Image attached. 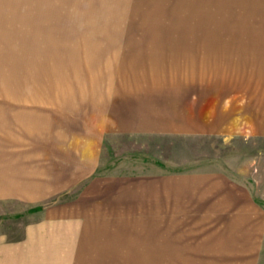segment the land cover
Here are the masks:
<instances>
[{"label": "rangeland", "instance_id": "1", "mask_svg": "<svg viewBox=\"0 0 264 264\" xmlns=\"http://www.w3.org/2000/svg\"><path fill=\"white\" fill-rule=\"evenodd\" d=\"M176 2L0 0V264L29 228L124 213L175 217L198 247L233 216L215 198L235 190L262 219L264 264V0L202 6L191 25L221 54L208 64L187 26H170ZM162 186L182 189L158 203ZM145 241L120 260L155 264L136 255L156 251Z\"/></svg>", "mask_w": 264, "mask_h": 264}, {"label": "crops", "instance_id": "2", "mask_svg": "<svg viewBox=\"0 0 264 264\" xmlns=\"http://www.w3.org/2000/svg\"><path fill=\"white\" fill-rule=\"evenodd\" d=\"M185 1L184 3H182L183 1L181 3L176 2L175 6H173L171 12L173 21L170 22V26L174 28L179 26L180 28L186 25V28H180L178 31L192 33L194 37H191L190 41L201 42L198 45L194 44V46L187 47L202 50L201 52L204 56L202 61L208 64V60L213 59L217 53L219 55L217 57L221 55L219 50L216 52L218 46L212 49L208 46V42L211 41L210 39L214 35L210 32L202 35V31L197 29L198 25L195 28L191 24L192 20L194 24L205 23L200 21L198 17L204 16L206 9L203 10L202 6L207 5V2L211 0ZM243 4L246 5L245 1ZM217 7H219V3ZM216 11L218 12V10ZM242 20L243 18L234 22L231 27L239 25L244 27L245 24L241 22ZM223 23L219 19L216 25L221 26ZM244 30L245 28L240 29L241 32ZM216 32V36L221 38L228 30L219 28ZM198 34L200 36L196 37ZM216 39L218 42L219 38L216 37ZM237 39L232 33L231 41L233 42ZM252 43L255 44L257 42L253 41ZM171 47L176 48V46ZM250 48L255 47L251 46ZM191 53L195 55L194 51L185 52V54ZM162 189L163 191L156 190L150 198H153L158 203L163 201L167 203L169 199L177 198L175 195L182 188L178 186H162ZM124 192L129 193L130 191L126 190ZM241 192L236 190L229 191L231 194L228 195V192L225 191L226 194L224 196L215 198L220 206L219 214L226 213V206L235 210L234 214L232 217L220 214L218 222L222 224V227L225 226L224 229L222 228L223 230H219V233L206 237L208 241L204 238L203 243L197 245L198 247L195 244L183 242L185 237L188 238L190 234L174 233L172 226L176 223L174 222L175 219H173L175 217H170L172 219L166 220L168 217H148L146 213L139 216H129L124 213V215L118 216L91 217L85 218L83 221L75 220L76 227L74 228L68 227L69 224L65 226L58 225V227L55 225L54 227H49V229L47 227L29 228L27 230L26 246L24 248L11 246L9 251L2 255L1 264H130L127 258L125 262L120 260L118 256L135 255L130 248L136 247L138 242L142 244L143 238L147 237L149 242L145 241L144 244H153L156 251L154 253L145 252L141 254L140 250L139 252L137 251L136 255L138 257H156L155 264H258L256 241L260 240L262 235V219H260L256 208L249 207V205L247 208L244 207V204L248 202L244 200L245 196ZM120 199L127 202L139 201L144 203L148 198L142 195H124ZM223 209L224 211H222ZM129 210L132 209L130 208ZM154 210L163 209L155 206ZM69 223L71 224L72 221H69ZM141 229L144 230V233L139 234L138 232ZM55 231H58L56 232L58 235L51 233ZM196 256L199 258L195 259Z\"/></svg>", "mask_w": 264, "mask_h": 264}, {"label": "bare ground", "instance_id": "3", "mask_svg": "<svg viewBox=\"0 0 264 264\" xmlns=\"http://www.w3.org/2000/svg\"><path fill=\"white\" fill-rule=\"evenodd\" d=\"M0 63H1V60H0ZM8 192V191H7Z\"/></svg>", "mask_w": 264, "mask_h": 264}]
</instances>
